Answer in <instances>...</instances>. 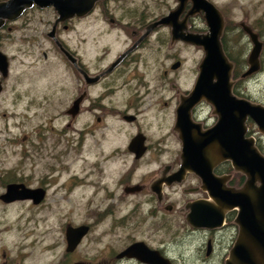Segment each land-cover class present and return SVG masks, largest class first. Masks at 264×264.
<instances>
[{
    "label": "flooded vegetation",
    "instance_id": "obj_1",
    "mask_svg": "<svg viewBox=\"0 0 264 264\" xmlns=\"http://www.w3.org/2000/svg\"><path fill=\"white\" fill-rule=\"evenodd\" d=\"M112 1L100 0L89 14L59 22L56 28L57 37L60 26L75 29L78 24L99 10L101 19L109 21L113 29L124 31L130 42L126 50L113 61L104 67H96L93 72L90 65L83 61L82 53L62 43L63 48L69 53L67 56L56 42L67 57L74 75H77L75 73L77 72L82 79V88L74 91L66 112L74 119L83 111L93 117V120L89 118L85 122L84 127L78 131L79 138H76L78 146L75 150L78 151L79 159L85 163V173L73 174V178L68 180L61 179L63 175L60 173L66 171L65 169H50L47 170L49 174L44 175L36 186H31L25 181L4 180L6 191L0 194V200L7 204L27 200L34 205H43L47 202L53 186H56L55 190L66 193L65 198L68 200L76 188L83 187L88 191L84 205L91 209L93 218L86 222L65 224L66 254L61 260L54 257L53 264H94L88 256H81L78 253L97 228L102 230L100 234L98 233L99 236L113 234L115 237L105 242L101 253H107L95 264H155L141 259L144 254L139 251L140 248L134 250L133 255L124 254L136 243H144L148 249L157 252L159 257L170 264H253L252 260L243 262L235 258L234 248L238 243H242L249 248L256 264H264L261 252L251 241L250 233H244L241 228L238 221L239 209L224 207L218 203L202 175L185 165L184 140L178 125L179 109L191 95L197 80L193 89L185 92L175 88L177 84L171 82V74L176 73L183 64L177 54L169 55L175 62L169 69H164L156 83L152 84L147 80L146 72H140L141 63L138 62L146 60V57L138 54V50L146 49L152 35L161 29H167V37L159 38L162 43L170 42L173 45L179 43L184 46L189 44L202 49V46L195 43L176 38L173 30L176 24L183 26L179 29V33L182 34L205 33L203 27L195 22L199 16L201 18L204 16V12L190 15L192 2L187 0L175 20L169 21L168 24H156L163 17L178 10L181 2L177 0L175 7L170 6L168 13L156 20L149 22L138 19V26L124 25L122 16L114 12ZM34 9L44 8L34 5L26 9L24 14ZM128 9L126 8V11ZM259 23L263 26L264 20ZM251 27L261 40V34L254 26ZM241 28L244 31L242 26ZM244 33L249 37L245 31ZM104 50L99 59L105 56ZM143 63L148 66V63ZM9 73L0 79L2 83L0 100ZM190 115L192 122L198 124L202 132L215 126L219 120L215 106L205 98L190 108ZM251 123L256 124L249 118L247 136L252 137ZM172 131L175 132L180 144V148L174 152L171 148ZM198 131L194 128L191 135L198 137ZM203 156L208 158L213 175L219 182L222 179L225 188L234 190L246 188L248 176L222 156L218 144L212 145L209 153ZM198 158L203 159L201 154ZM202 165L205 166V163ZM12 183L24 184L27 188L39 190L41 197L36 198L39 201L36 202L33 197L16 199L9 203L4 201L1 196ZM216 185L218 186L217 181ZM59 197L62 199V196ZM193 209L196 211L194 217L191 216ZM218 213H222L221 220ZM19 221L20 230L21 218ZM0 223L6 224L1 218ZM9 225L10 223L2 225L1 229L10 232ZM81 225L89 226V230L77 246L69 251L67 230L69 227ZM186 252L190 254L191 260L188 259ZM152 257L157 258L155 254Z\"/></svg>",
    "mask_w": 264,
    "mask_h": 264
},
{
    "label": "rangeland",
    "instance_id": "obj_2",
    "mask_svg": "<svg viewBox=\"0 0 264 264\" xmlns=\"http://www.w3.org/2000/svg\"><path fill=\"white\" fill-rule=\"evenodd\" d=\"M210 1L221 10L225 27L229 23L221 38L226 36L229 43L235 44H232L234 53L240 50L248 59L252 43L240 23L245 22L261 31L264 42V25L259 23L264 20V0ZM111 3L114 12L122 16L124 25L138 26V19L150 22L167 14L177 0H113ZM126 8L129 9L126 11ZM57 17L53 7L34 9L0 30V49L8 55L11 64L0 100V194L6 191L4 180L25 181L36 186L50 169H65L60 173L63 175L61 179L68 180L73 174L80 175L86 170L84 161L79 159L75 150L78 146L76 138H79L78 131L85 122L93 117L83 111L74 119L66 112L74 91L82 88V79L77 72L74 75L57 41L48 35ZM195 22L203 27L202 30L208 31L204 16H199ZM164 37H167V29L154 33L146 49L138 50V54L146 57L138 62L141 63L140 72H146L147 80L156 83L164 69H169L175 62L169 55L177 54L183 64L171 74V82L183 92L193 89L205 51L189 44L162 43L159 38ZM56 39L82 53L83 61L90 65L92 72L96 67L108 65L130 43L124 31L113 29L109 21L101 19L99 10L75 29L60 26ZM103 50L106 54L99 59ZM261 61L260 71L249 77L233 78L234 86L238 83L245 94L241 96L233 92L264 105V48ZM1 76L0 72V79ZM250 128L255 143L262 145L258 149L264 153V132H260L256 124H251ZM171 148L172 152L180 148L174 131ZM55 187L43 205H34L27 200L7 204L0 200V218L6 224L10 223L8 227L11 228L10 232L1 229L6 224L0 223V264H53L54 257L61 260L66 254L65 224L93 218L91 209L84 205L88 194L85 188H76L68 200L65 198L67 194L55 190ZM19 218L22 220L20 230ZM100 232L102 230L97 228L78 253L88 256L94 264L107 253H101L105 242L115 237L113 234L101 237ZM186 255L191 260L188 252Z\"/></svg>",
    "mask_w": 264,
    "mask_h": 264
},
{
    "label": "water",
    "instance_id": "obj_3",
    "mask_svg": "<svg viewBox=\"0 0 264 264\" xmlns=\"http://www.w3.org/2000/svg\"><path fill=\"white\" fill-rule=\"evenodd\" d=\"M98 1L100 0H3L0 1V30L7 22L17 20L24 14L26 9L34 5L40 8L53 7L57 11L58 17L49 32V36L56 39V28L59 22L67 21L74 16L83 17L89 14ZM185 1L187 0H180L181 5L178 10L163 17L156 24H168L169 21L175 20L176 15H179L183 10ZM191 2L192 8L189 14L204 12L209 29L205 33L186 32L182 34L179 33V29H182L183 26L175 24L173 30L176 38L195 43L205 50V57L200 65L196 85L191 95L186 99V103L179 109L178 125L184 140L185 165L202 175L211 194L218 203L224 207L239 209L238 221L241 228L244 233H250L251 241L261 252L264 261V154L256 146L255 138L247 136V120L249 118L264 132V105L253 103L251 100L240 97L233 92L234 64L228 58L221 41L225 20L219 8L210 0H191ZM240 24L253 43L248 56V68L242 74V77L245 78L261 70L263 42L250 25L245 22ZM56 41L65 54L69 56L68 51L63 48L58 39ZM9 67V57L0 49V72L3 77L8 75ZM1 90L2 83L0 81V93ZM202 98L212 103L219 114V120L215 126L205 132L200 130L198 124L192 122L190 115V108ZM194 128L199 130L198 137L191 135ZM214 144L220 146L222 156L225 159H229L237 170L248 176L245 189L225 188L222 179L219 182V179L213 175L209 160L203 155L209 153L211 146ZM199 154L202 155L203 159L198 158ZM200 162L205 163V166ZM257 182H260V184H257ZM38 191L27 188L24 184L12 183L8 185L7 192L1 198L6 202L29 197L40 199L41 196ZM38 199H36V202L39 201ZM195 213L196 211L194 212L193 209L191 216L194 217ZM218 218L221 220L222 213H218ZM88 230L89 226L87 225L68 228L69 251L77 246ZM137 248H140L139 251L144 254L141 257L144 261H152L155 264H170L167 260L159 257L157 252L154 253L148 249L144 243L132 245L124 254L133 255L134 250ZM154 254L157 258L152 257ZM234 256L243 262L252 260V263L256 264L249 248L242 243H238L234 248Z\"/></svg>",
    "mask_w": 264,
    "mask_h": 264
},
{
    "label": "trees",
    "instance_id": "obj_4",
    "mask_svg": "<svg viewBox=\"0 0 264 264\" xmlns=\"http://www.w3.org/2000/svg\"><path fill=\"white\" fill-rule=\"evenodd\" d=\"M228 27H229V23H227V26L225 27L224 34H226V29ZM259 33L262 34L261 31H259ZM222 44H223V48H224L228 58L234 62L233 78L235 79V78L242 77V74L245 72V68L248 67L247 59L245 58V56H243V54H241L242 52L240 50H239V52H237V54L234 53L233 48H234L235 44L232 43L234 45L233 46L231 43H229L226 36L224 38H222ZM237 85H238V83L234 86V91L237 94L243 96L245 93ZM257 146H258V148L259 147L262 148V145L259 144V142H257Z\"/></svg>",
    "mask_w": 264,
    "mask_h": 264
},
{
    "label": "bare ground",
    "instance_id": "obj_5",
    "mask_svg": "<svg viewBox=\"0 0 264 264\" xmlns=\"http://www.w3.org/2000/svg\"><path fill=\"white\" fill-rule=\"evenodd\" d=\"M0 1H2V0H0ZM43 10V9H42ZM8 23V22H7ZM6 27V25L3 27V28H5ZM9 203V202H8Z\"/></svg>",
    "mask_w": 264,
    "mask_h": 264
}]
</instances>
